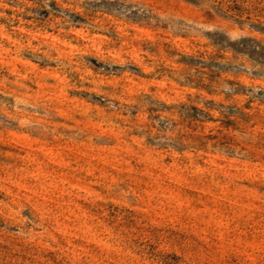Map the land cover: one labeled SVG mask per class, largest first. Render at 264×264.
Wrapping results in <instances>:
<instances>
[{
    "label": "rangeland",
    "instance_id": "obj_1",
    "mask_svg": "<svg viewBox=\"0 0 264 264\" xmlns=\"http://www.w3.org/2000/svg\"><path fill=\"white\" fill-rule=\"evenodd\" d=\"M0 264H264V0H0Z\"/></svg>",
    "mask_w": 264,
    "mask_h": 264
}]
</instances>
